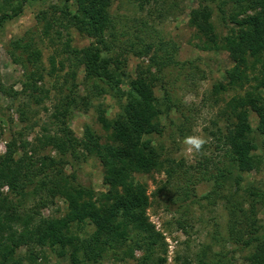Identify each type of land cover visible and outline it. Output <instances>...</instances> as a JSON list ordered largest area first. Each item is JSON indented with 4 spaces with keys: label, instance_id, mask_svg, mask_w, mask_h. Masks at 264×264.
<instances>
[{
    "label": "trees",
    "instance_id": "1",
    "mask_svg": "<svg viewBox=\"0 0 264 264\" xmlns=\"http://www.w3.org/2000/svg\"><path fill=\"white\" fill-rule=\"evenodd\" d=\"M3 1L0 26L4 20L19 14L26 0H15L14 3L13 0ZM71 1L73 9H70ZM204 1L214 4L222 32L220 35L215 32L209 13L199 6L190 9L188 24L200 39L197 47L206 51L224 50L233 62L231 68L224 70V81L212 83L210 92L213 95L230 89L241 92L230 95L220 108L218 113L226 119L224 125L213 132L216 159L203 157L198 165L201 167L199 174L194 175L180 193L183 201L189 195L195 199L194 186L197 182L210 181V189L205 193L209 197L227 187L232 188L228 180L237 186L242 172L256 168L259 163L264 165V0ZM109 5L110 0H58L57 4L48 6L36 16V21L43 23V34L48 35L49 29L55 26L52 30L54 36L49 39L60 44V52L70 60L69 84L57 90V103L51 113L57 134L41 137L43 144H53L59 159L43 155L34 162L26 150V142L22 141L21 154L8 163L7 159L15 150V141L11 139L7 142L5 152L0 156V264H22L15 251L25 246L27 255L35 256L30 246L34 247L36 242L46 245L56 256L67 254L70 264H100L110 252L120 254V258L131 257L135 248L150 249L154 244L162 246V236L145 217L148 206L145 187L135 181L133 175L160 171L165 175L166 184L176 172L183 174V171L180 161L161 159L145 137L162 131L152 82L139 72L132 78L127 77L129 91L124 101L119 103L117 117L112 121L99 119L106 133L104 141L87 126L83 128L82 136L77 138L67 125L78 97L77 85L73 82L76 68L82 63L83 84L97 89L96 94L103 92L120 101L118 85L121 79L118 73L109 69L111 59L101 56V50L107 47L105 32L111 24ZM70 28L91 41L80 48L71 47L69 38L62 35V32L67 34ZM33 32L26 31L9 41L7 54L12 63L18 64L22 70L21 92L26 94L27 100L39 103L47 92L37 85L42 78V66L39 49L34 48ZM218 37L222 44H219ZM61 39L62 43L59 42ZM58 61L61 67L62 60ZM162 64L179 63L171 55H165ZM53 72L54 57L50 56L48 73ZM120 75L124 76L123 73ZM10 92L15 93L11 88ZM164 94L168 108L173 106L185 121L188 117L183 114L182 103H169L165 88ZM249 112L256 116L253 127L249 122ZM253 148H257L259 154L253 155ZM77 149L97 159L102 182L106 186L104 191L96 193L79 179V169L74 163L78 159ZM67 155L69 166L73 165L70 172H65L62 166ZM209 163L213 164L212 169H209ZM44 186L48 198L59 196L65 201L66 209L62 216L42 217L22 209L23 198ZM3 187H6V192L2 191ZM44 204L41 201V205ZM242 209V204H234L230 214L235 215V211L241 212ZM241 215L246 226L242 236L252 245L248 264H264V237L257 234L263 226L257 225L252 212L249 214L243 210ZM84 223L93 227L88 235L72 232L71 225L79 227ZM157 260L158 264H163L164 258L158 257Z\"/></svg>",
    "mask_w": 264,
    "mask_h": 264
},
{
    "label": "rangeland",
    "instance_id": "2",
    "mask_svg": "<svg viewBox=\"0 0 264 264\" xmlns=\"http://www.w3.org/2000/svg\"><path fill=\"white\" fill-rule=\"evenodd\" d=\"M140 1L110 0L108 6L111 24L105 32L107 47L101 50V56L111 59L109 69L118 73L121 79L118 85L120 101L103 92L96 94L97 89L83 84L82 63L76 68L73 82L77 85L78 97L67 125L77 138L82 136L83 128L87 126L104 141L106 133L99 119L112 121L117 117L119 103L124 101L129 91L127 77L132 78L139 72L153 84V95L160 112L157 118L162 126L161 133L145 137L161 159L180 161L183 174L176 172L166 184L165 175L160 171L133 175V179L145 187L148 196L145 217L162 236V246L154 244L150 249L135 248L131 257L120 258V254L110 252L101 259L100 264H158V257L164 258L163 264H248L247 257L252 245L242 236L246 226L241 213L245 210L246 213L255 214L257 225L263 226L257 234L264 237V165L259 163L256 168L242 172L237 186L228 180L232 188L227 187L218 194L205 196L211 183L203 180L194 186L195 199L191 195L185 201L180 199L186 185L194 175L199 174L201 167L198 165L203 157L216 159L213 132L217 127H222L226 119L218 112L230 95L241 92L230 89L217 95L211 94L212 83L224 81V70L231 68L233 62L224 50L198 49L200 39L188 24L190 9L199 6L209 13L215 32L220 35L222 29L218 13L212 2L204 0ZM4 3L0 0V7ZM57 3L58 0H26L21 12L4 20L0 26V87L3 88L0 89V156L4 154L7 142L11 139L15 141V150L7 159L8 163L21 154L22 141L26 142V150L34 162L43 155L59 159L53 144H43L41 137H52L56 133L51 113L57 103V90L69 84L70 60L60 52V44L52 43L49 39L54 36L52 30L55 26H51L46 35L42 32V21H36L41 10ZM73 8L71 1L70 9ZM26 31H34V48L40 52L42 78L37 85L47 93L39 103L27 100L26 94L21 92L22 70L18 64L12 63L7 54L8 42ZM67 32H62V35L69 38L71 47L80 48L91 41L73 28ZM220 39L218 37L219 44H222ZM59 42L62 43V39ZM165 55H171L179 64L185 61L189 63L164 65ZM50 56L54 57L52 74L48 73ZM154 56L157 58L153 59ZM58 60H62L61 67ZM164 88L169 95V103H182L183 114L188 117L185 121L173 106L168 108ZM248 118L253 127L256 116L249 112ZM190 134L203 135L208 139L203 151L193 156L185 154L182 145L183 138ZM77 150L78 159L74 163L79 169V179L96 193L104 191L106 186L102 182L97 159L84 150ZM251 152L253 155L259 154L257 148ZM69 164L67 155L62 165L65 172L71 171L73 165L70 167ZM212 167L213 164L209 163V169ZM1 189L6 192V187ZM45 193L46 186L27 194L21 202L22 209L42 217L62 216L66 209L65 201L59 196L50 199ZM40 199L44 205H41ZM239 203L243 209L231 215V208ZM71 230L86 236L93 227L84 223L79 227L71 225ZM30 247L35 256L27 255L25 246L15 251L21 257L22 264H70L67 254L56 256L41 242Z\"/></svg>",
    "mask_w": 264,
    "mask_h": 264
},
{
    "label": "clouds",
    "instance_id": "3",
    "mask_svg": "<svg viewBox=\"0 0 264 264\" xmlns=\"http://www.w3.org/2000/svg\"><path fill=\"white\" fill-rule=\"evenodd\" d=\"M207 143L208 139L203 135L190 134L182 140L183 151L185 154L193 156L201 153Z\"/></svg>",
    "mask_w": 264,
    "mask_h": 264
}]
</instances>
